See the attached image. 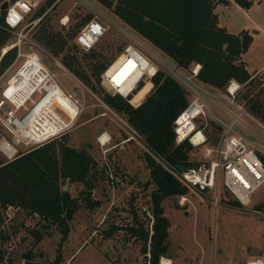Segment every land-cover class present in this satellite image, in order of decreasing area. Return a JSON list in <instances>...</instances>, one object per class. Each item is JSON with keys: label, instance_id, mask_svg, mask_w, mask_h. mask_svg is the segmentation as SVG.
I'll return each instance as SVG.
<instances>
[{"label": "rangeland", "instance_id": "374dc122", "mask_svg": "<svg viewBox=\"0 0 264 264\" xmlns=\"http://www.w3.org/2000/svg\"><path fill=\"white\" fill-rule=\"evenodd\" d=\"M45 3L46 0H38L27 14L24 26L20 30L22 34L20 51L37 53L59 85L79 99L81 110L76 120L65 132L54 137L53 141L56 146L59 142H64L75 148L82 147L94 158L95 173L90 197L100 200V204L93 208L84 206L80 198L82 195L79 194V191L84 189V184L79 181L67 183L66 189L71 195H78L80 203L72 219L68 221L69 230L60 249V262L61 264H144L139 249L140 241L138 237L130 235L125 226L134 221L133 213L144 227L149 228L151 222L149 193L154 185L142 184L149 177L148 167L142 156L146 148L128 128L123 113L117 112L102 101L101 95L107 91L100 85L99 80L96 82L90 76L95 84V88H92L61 64L59 58L65 52L64 48L57 55H53L35 37L36 34L44 31L66 33L68 28L76 29L88 17V12L83 6L73 3V0H58L52 7H49L50 4L46 5L45 10L35 17L37 20L34 24H28L35 10ZM97 4L111 17L120 20L110 9L98 2ZM214 11L219 18L218 23L225 25L226 20L233 30L246 23L249 15L257 19L262 18L264 25V0H260L255 9L250 10L241 9L232 3L228 5L217 3ZM15 37L16 34L10 33L7 40L11 41ZM72 40L73 38L69 39L68 43H72ZM122 44L120 36L113 30H107L90 51L76 47L72 52L78 58L81 70L88 74L90 68L87 60L97 59L102 63L108 62ZM247 57L252 63L263 65V70L255 72L254 77L261 80L256 89L261 87L260 97H264L263 35L256 34L252 45L246 51ZM22 58L23 56H19L11 66L7 65L0 72V86ZM252 63L249 62V66L253 68ZM181 69L191 71V68ZM202 84L213 94L221 93L219 89ZM216 100L230 111L235 110L234 106L224 99L216 97ZM237 102L248 111L242 101L237 100ZM53 107L61 113L69 111L58 99L53 102ZM209 107L216 116L224 121L228 119L216 107L212 105ZM211 118L210 113L205 112L204 115L195 117L194 123L208 122L212 120ZM242 119L252 129L264 135V130L255 122L246 116ZM260 121L264 126V119ZM234 127L249 140L248 147L255 151L259 150L258 144L251 142L256 139L249 132L239 125ZM102 130L110 134V140L104 146H99L95 136ZM30 148L31 146L26 148L22 145L18 147V151H27ZM188 154L191 160H201L202 144L192 145ZM217 192V196H214L211 190L200 192L186 188L182 194L183 203L179 202L180 195L168 196L161 201L163 214L169 223L165 238L167 251L162 257L166 260L170 258L172 264H244L249 257L264 254V207H256L257 203L264 202V185L252 194L246 206L236 203V199L220 181ZM111 225L119 228L105 237L102 234L103 230ZM58 237V230L54 225H50L36 243L31 234H28L17 252L30 251L32 257L37 259L33 264L52 263ZM10 264H18V261L11 260Z\"/></svg>", "mask_w": 264, "mask_h": 264}, {"label": "trees", "instance_id": "16d2710c", "mask_svg": "<svg viewBox=\"0 0 264 264\" xmlns=\"http://www.w3.org/2000/svg\"><path fill=\"white\" fill-rule=\"evenodd\" d=\"M96 1L110 9L177 66L189 70L197 63L195 76L200 82L223 90L229 79L237 81L240 87L235 98L242 101L251 114L264 119V97H260L262 88L256 89L261 80L254 77V72L249 71L241 59V53L247 49L251 35L246 29L228 31L224 25L218 23L217 13L214 11L217 3L227 4L233 1L242 8H248L252 0ZM52 2L53 0H46L45 5L35 10L32 19L41 14L46 5L50 4L49 7H52L57 1L53 4ZM76 31L77 28H68L66 33L44 31L35 37L53 55H57L64 48L65 52L59 58L61 64L95 88L90 76L98 82L100 71L107 62L87 60L90 69L85 74L72 52L78 46L74 42L68 43ZM8 36L9 33L5 32L3 38L7 39ZM14 54L15 47L4 52L0 60V71L11 62ZM151 82L150 90L146 93L150 86L147 83L137 96L136 99L146 93L136 105L130 104L116 93L104 92L101 95L102 101L109 107L123 113L126 123L136 131L137 137L146 148L142 156L148 167L149 177L142 184L154 185L149 193L151 222L149 228H146L133 213L134 221L125 226L130 235L138 237L144 264H158L159 256L167 251L165 238L169 223L163 214L161 201L165 197L182 195L186 191V186L172 174L170 166L179 163L189 167L198 162L189 158L188 153L192 148L190 142L186 138L175 141L174 137L173 120L188 101L186 91L162 70H158L151 77ZM219 130L218 124L212 120L207 122L204 132L209 144H215ZM54 144L53 139L48 140L27 151H18L10 159L0 154V207L17 204L37 210L42 215L43 231L30 230L35 243L47 232L48 226L54 225L59 237L53 262L49 264H61L60 249L67 238L68 221L79 207V199L88 208L98 206L100 200L90 197L95 173L94 158L82 147L75 148L64 142H59L57 146ZM65 179L69 183L79 181L84 184V189L79 191L82 195L80 198L62 188ZM236 203L239 204L237 200ZM256 207H264V202L257 203ZM118 228L111 225L102 234L108 237ZM3 237L0 234V238ZM25 254L32 255L30 251Z\"/></svg>", "mask_w": 264, "mask_h": 264}, {"label": "built area", "instance_id": "2783aa9c", "mask_svg": "<svg viewBox=\"0 0 264 264\" xmlns=\"http://www.w3.org/2000/svg\"><path fill=\"white\" fill-rule=\"evenodd\" d=\"M55 1L58 0H53L52 4ZM3 2L6 4L0 9V60L11 47H15V54L8 67L19 56H23L0 86V153L10 159L17 154L19 146L32 148L65 132L76 120L81 107L79 99L59 85L37 53L20 51V30L38 0H0V5ZM73 3L83 6L88 12V17L73 36V42L81 50L92 49L107 30H113L123 41L121 48L99 74V83L107 92L119 94L129 102L147 81L150 86L146 93L150 90L151 77L158 70L173 78L186 91L188 101L173 120L175 141L186 138L191 145L202 144L203 157L185 169L170 166L172 174L186 188L200 192L211 190L214 196H217L220 181L241 205H248L252 194L264 185V135L248 126L242 118L248 117L263 130L264 126L258 117L237 102L235 94L240 87L239 83L229 79L224 89L220 90L221 93L213 94L196 78L197 63L191 67L190 72L184 71L132 28L107 14L97 2L73 0ZM36 20L31 19L28 24H34ZM5 32L14 33L16 37L7 40L3 38ZM118 58L119 61L115 63ZM143 97L129 103L136 105ZM216 97L230 103L235 110L230 111L224 107ZM56 99L65 104L69 111H57L53 107ZM210 105L228 119L224 121L216 116L210 110ZM205 112H209L212 121L220 126L213 145L208 144L204 132L207 122L194 123V118ZM235 125L241 126L256 139L251 142L258 144V151L247 146L249 140L235 129ZM128 128L138 135L130 126ZM95 140L99 146H104L110 140V134L102 130L96 134ZM180 199L179 202L183 203L184 196L180 195ZM0 216V234L4 235L0 238V264H10L11 260H17L18 264L37 262L32 255L27 256L26 251L18 253L17 249L25 237L31 234V229L42 228V215L28 207L6 204L0 207ZM244 264H264V254L251 256Z\"/></svg>", "mask_w": 264, "mask_h": 264}, {"label": "crops", "instance_id": "0c3cea01", "mask_svg": "<svg viewBox=\"0 0 264 264\" xmlns=\"http://www.w3.org/2000/svg\"><path fill=\"white\" fill-rule=\"evenodd\" d=\"M259 1H260V0H252V3L250 4V6H249L248 8H242V7L238 6L237 4H235L233 1H230L229 3H227V4H225V5H228V4H231V3H232V5L234 4L235 6L241 8V9H244V10H250V9H255V6L257 5V3H259ZM218 19H219V18H218ZM219 21H220V20H219ZM262 21H263L262 18H258V19H257V18H255L253 15H249V16H248V21H247L246 23L240 25V27H239L238 29H235V30L231 29V28L229 27V23L226 22V20H225V25H224V27H225L228 31H230V32H237V31H239L240 29H246V30L250 33V35H251V41H250V43H249V45H248V47H247V49H248V48L252 45V43H253V41H254V39H255L256 34H261V35L264 36V25L262 24ZM222 24H223V23H221V25H222ZM252 30H253L254 32H252ZM247 49H246L244 52L241 53V59L244 61L246 68H247L249 71H252V72H254V73H255V72L262 71V70H263V69H262V67H263L262 64L252 63V61H251L248 57L246 58V51H247ZM249 62L252 63L253 68H252L251 66H249ZM254 66H257V67H254ZM163 256H164V255H163Z\"/></svg>", "mask_w": 264, "mask_h": 264}, {"label": "bare ground", "instance_id": "6f19581e", "mask_svg": "<svg viewBox=\"0 0 264 264\" xmlns=\"http://www.w3.org/2000/svg\"><path fill=\"white\" fill-rule=\"evenodd\" d=\"M119 60V58L115 61V63ZM147 83H149L148 81L146 83H144L138 90L137 92L131 97V102H136L137 100H139L140 98L136 99L137 96L142 92V90L145 88V86L147 85ZM144 96V95H143ZM142 98V97H141ZM65 105V104H64ZM66 106V105H65ZM68 108V107H67ZM198 135V133H197ZM196 135V136H197ZM171 262V260H166L164 257L161 256L160 258V264H169Z\"/></svg>", "mask_w": 264, "mask_h": 264}, {"label": "water", "instance_id": "95a60500", "mask_svg": "<svg viewBox=\"0 0 264 264\" xmlns=\"http://www.w3.org/2000/svg\"><path fill=\"white\" fill-rule=\"evenodd\" d=\"M5 2H3L1 5H0V9L2 10V8L5 6ZM175 166L179 169H185L186 166L182 165V164H179V163H176ZM67 183H68V180L66 179L65 180V183H64V186H63V189H66L67 187Z\"/></svg>", "mask_w": 264, "mask_h": 264}]
</instances>
